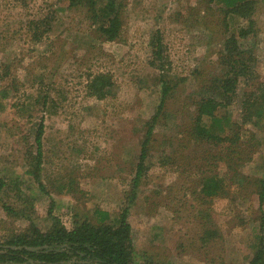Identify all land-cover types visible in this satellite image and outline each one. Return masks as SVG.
Wrapping results in <instances>:
<instances>
[{
  "label": "rangeland",
  "instance_id": "obj_1",
  "mask_svg": "<svg viewBox=\"0 0 264 264\" xmlns=\"http://www.w3.org/2000/svg\"><path fill=\"white\" fill-rule=\"evenodd\" d=\"M108 1L97 0L96 11ZM253 1L247 18L257 32L245 40L238 34L248 22L228 14L226 0H117L123 27L108 41L86 0H0V178L19 183L0 197L20 211L21 195L44 231L52 201V215L69 229L85 219L97 224L98 210L115 222L129 207L134 264H251L264 247V0ZM234 36L239 51L253 54L254 79L242 77L236 99L218 111L227 118L222 130L204 117L211 131L203 136L200 101L214 97L209 88L228 69ZM98 77L111 83L104 97L91 89ZM162 80L174 89L159 111ZM41 121L45 190L30 173ZM213 177L224 191L209 198L202 189ZM30 226L0 203V241Z\"/></svg>",
  "mask_w": 264,
  "mask_h": 264
},
{
  "label": "trees",
  "instance_id": "obj_2",
  "mask_svg": "<svg viewBox=\"0 0 264 264\" xmlns=\"http://www.w3.org/2000/svg\"><path fill=\"white\" fill-rule=\"evenodd\" d=\"M82 0H71L73 5L80 4ZM91 6L92 10L96 12V19H102L99 31L103 34L106 40L113 41L120 36L123 19L116 3L117 0H109L100 10L97 9V0H86ZM213 2L215 0H209ZM229 6L230 13L239 15L247 20V25L242 27L239 32V38L251 40L256 35L255 20L247 18L250 15L251 5L253 0H226ZM239 38L232 37L231 44L227 43L225 47V60L227 71L220 80H216L209 88L212 90L214 97H206L201 100L199 108V117L196 125L199 133L203 136L209 134L210 125L204 122V117L211 119L213 129H223L224 121L227 118L223 117L218 111L221 107H227L232 104L233 100L239 92V86L242 82V77L247 80L254 79V70L251 61L253 62V54L245 53L239 48ZM154 56L155 60L164 59V44L163 37L160 32L154 39ZM252 52V50H251ZM235 55H237L235 57ZM163 81L164 91L163 99L160 105V110L165 103L166 97L170 91L174 89L170 83ZM111 85L106 81H102L99 77L92 83L93 95L104 97L105 87ZM255 94L253 93L252 96ZM264 91L262 92V96ZM220 96L222 100H219ZM224 97V99H223ZM233 97H235L233 99ZM257 100L252 102L249 106L252 108L256 106ZM264 107V105H263ZM261 112L260 114H262ZM158 115L154 116L147 126L146 139L142 145L140 154V162L137 167V174L134 181V193L132 197L136 196V190L140 185V181L146 173V162L149 155V146L152 141ZM44 121H41L37 135H36V155L33 156V168L30 173L38 182L41 189L45 190L42 180V170L44 161ZM34 155V154H33ZM260 184L259 199L261 204H264V178L258 179ZM11 187L19 189V183L16 180L8 182L5 178H0V194ZM224 191V183L221 179L216 177L207 178L204 181L202 192L209 198L221 194ZM3 197V196H2ZM22 209L19 211L14 205H10L3 198L0 197V203L5 210L14 215H25L30 221V228L21 233L15 234L7 239L0 241V264H134L133 256V238L132 226L129 222L130 208L123 209L121 215L112 220L109 212L98 210L100 214V221L95 224L90 220L85 219L81 222H75L74 227L69 229L65 226L58 216H53L54 201L51 202L50 215L53 223L50 229L44 231L35 222V211L33 207L27 206V200H23L19 196ZM32 202V200H31ZM33 210V211H32ZM264 247L258 250L255 259L251 264H261L263 261Z\"/></svg>",
  "mask_w": 264,
  "mask_h": 264
},
{
  "label": "crops",
  "instance_id": "obj_3",
  "mask_svg": "<svg viewBox=\"0 0 264 264\" xmlns=\"http://www.w3.org/2000/svg\"><path fill=\"white\" fill-rule=\"evenodd\" d=\"M160 243V242H159ZM158 244V243H157Z\"/></svg>",
  "mask_w": 264,
  "mask_h": 264
}]
</instances>
